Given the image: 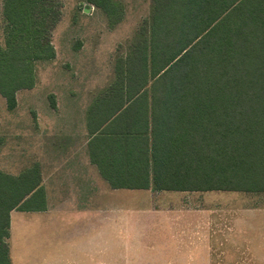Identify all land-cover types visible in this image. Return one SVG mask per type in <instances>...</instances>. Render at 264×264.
<instances>
[{
    "label": "trees",
    "instance_id": "obj_1",
    "mask_svg": "<svg viewBox=\"0 0 264 264\" xmlns=\"http://www.w3.org/2000/svg\"><path fill=\"white\" fill-rule=\"evenodd\" d=\"M110 25L114 0H88ZM58 0H3L0 95L55 58ZM90 157L112 189L264 193V0H151L112 84L87 110ZM14 210H45L38 165L0 171V264Z\"/></svg>",
    "mask_w": 264,
    "mask_h": 264
},
{
    "label": "rangeland",
    "instance_id": "obj_2",
    "mask_svg": "<svg viewBox=\"0 0 264 264\" xmlns=\"http://www.w3.org/2000/svg\"><path fill=\"white\" fill-rule=\"evenodd\" d=\"M114 1L121 6V18L115 25H110L104 13L88 0H58L55 3L57 22L51 31L55 58L36 64L35 85L16 94L14 110H8L6 100L0 95V171L3 173L17 176L39 162H51V156L56 152L66 155L70 148L84 144L89 106L112 84L117 59L128 52L138 29L150 15L151 0ZM2 5L3 0H0L1 44L4 42ZM225 195L234 198L226 200ZM215 196L223 203L233 205L235 211L264 210L263 194L243 197L241 193L216 191ZM103 203L107 207L137 205L124 199H105ZM223 208L222 205L217 206V209ZM31 218L34 217L12 216L15 250L18 249L23 226L28 230L25 232L27 236L37 240L36 235L39 234L45 243L49 240L48 232L46 235L42 231L34 232L40 229L34 227ZM130 219L138 224L136 227L140 234L123 231L121 240H118L107 233L103 257L106 264H198L203 263L205 257L213 259L208 264H216L215 259L221 254L211 251L190 258L189 252L175 250L177 245L172 236L162 232V228L152 220L138 214ZM238 221L240 219L236 218L235 222ZM254 221L259 222L257 218ZM75 224L73 221L71 226H64L58 232L59 241L67 238ZM259 231L256 229L257 237L253 241L259 239ZM29 245L33 246L32 240ZM231 251L227 249L222 254L228 260H234L232 264H257L261 262V254L264 255L258 251ZM228 260L222 262H231ZM217 264L222 263L218 261Z\"/></svg>",
    "mask_w": 264,
    "mask_h": 264
},
{
    "label": "crops",
    "instance_id": "obj_3",
    "mask_svg": "<svg viewBox=\"0 0 264 264\" xmlns=\"http://www.w3.org/2000/svg\"><path fill=\"white\" fill-rule=\"evenodd\" d=\"M85 120L83 137L86 136V139L81 147L70 148L66 155L56 152L54 156L52 154V161L49 163H37L45 194V210H14L10 213L9 234L6 240L10 264H106L103 257L107 233L118 240H121L123 231L140 234L139 228L136 227L138 224L130 219L137 214L152 220L162 228V232L172 236L177 245L175 250L189 252L190 258L196 257L198 253L203 255L216 251L221 252L220 257L215 259L216 264L218 261L222 264H232L234 260H228L227 256L222 254L227 249L232 250L231 252H264V210L235 211L233 205L218 200L216 191L112 189L91 161L87 112ZM241 194L243 197L264 195ZM233 198L225 195L224 199ZM105 199H124L134 201L137 205L107 207L103 203ZM218 205L225 208L217 209ZM19 214L33 216L30 221L34 223V227L40 229L34 232L42 231L44 235L48 232L49 240L45 243L39 234L36 235L37 240L27 236L25 232L28 230L23 226L18 249L15 250L11 220L12 216ZM236 218L240 221L235 222ZM256 218L259 222L254 221ZM73 221L76 227L66 239L59 241L58 232L64 226H71ZM46 226L49 227L45 228ZM43 227L44 229H41ZM256 229H260L259 239L253 241V238L257 237ZM30 240L33 241V246L29 245ZM161 248L168 250L162 246ZM224 259L231 262L224 263ZM212 260L205 257L203 263L198 264H208ZM259 261L261 262L257 264H264L263 254Z\"/></svg>",
    "mask_w": 264,
    "mask_h": 264
}]
</instances>
